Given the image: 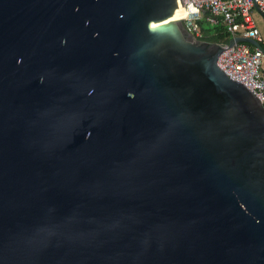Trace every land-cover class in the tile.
<instances>
[{"label":"water","instance_id":"obj_1","mask_svg":"<svg viewBox=\"0 0 264 264\" xmlns=\"http://www.w3.org/2000/svg\"><path fill=\"white\" fill-rule=\"evenodd\" d=\"M182 17L0 0V264H264V98Z\"/></svg>","mask_w":264,"mask_h":264},{"label":"built area","instance_id":"obj_2","mask_svg":"<svg viewBox=\"0 0 264 264\" xmlns=\"http://www.w3.org/2000/svg\"><path fill=\"white\" fill-rule=\"evenodd\" d=\"M182 6V24L198 40L204 36L199 25L200 19H204L212 24H221L230 39L245 37L262 43L251 12L255 8L264 15V0H182ZM220 45L223 51L217 58V67L229 79L264 98V75L261 72L264 53L246 43H234L230 47L228 43Z\"/></svg>","mask_w":264,"mask_h":264},{"label":"rangeland","instance_id":"obj_3","mask_svg":"<svg viewBox=\"0 0 264 264\" xmlns=\"http://www.w3.org/2000/svg\"><path fill=\"white\" fill-rule=\"evenodd\" d=\"M251 17L259 30L260 38L262 41L261 45L264 47V18L255 8L251 12ZM199 25L204 31V33L208 35L218 33L220 30L219 24H212V23L207 22L204 19H200ZM263 66H264V56L261 59V71H262Z\"/></svg>","mask_w":264,"mask_h":264},{"label":"trees","instance_id":"obj_4","mask_svg":"<svg viewBox=\"0 0 264 264\" xmlns=\"http://www.w3.org/2000/svg\"><path fill=\"white\" fill-rule=\"evenodd\" d=\"M219 26V32L212 35L205 34L201 28L204 35L202 40L218 44H227L230 40V35L225 32V28L222 25L219 24Z\"/></svg>","mask_w":264,"mask_h":264},{"label":"crops","instance_id":"obj_5","mask_svg":"<svg viewBox=\"0 0 264 264\" xmlns=\"http://www.w3.org/2000/svg\"><path fill=\"white\" fill-rule=\"evenodd\" d=\"M261 72H262V74L264 75V66L262 67V71H261Z\"/></svg>","mask_w":264,"mask_h":264}]
</instances>
